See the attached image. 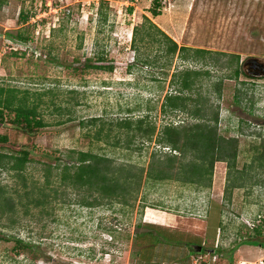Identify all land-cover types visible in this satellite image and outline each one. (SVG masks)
I'll list each match as a JSON object with an SVG mask.
<instances>
[{"label": "rangeland", "instance_id": "rangeland-1", "mask_svg": "<svg viewBox=\"0 0 264 264\" xmlns=\"http://www.w3.org/2000/svg\"><path fill=\"white\" fill-rule=\"evenodd\" d=\"M3 1L0 85L43 93L40 105L48 122L31 139L9 123L0 124V133L32 149L29 183L43 184V166L50 164L52 183L59 185V170L54 167L70 162L73 150L147 165L150 152L159 147L155 142L142 150L139 140L130 149L114 146L113 136L109 142L95 138L100 123L81 121L146 114L158 128L194 121L183 111L162 108L166 94L176 93L174 73L186 68L211 73L193 95L201 93L219 104L220 133L238 138L237 168L252 176L227 199V164L217 162L209 190L172 181L147 184L141 195L154 207L143 210L141 196L134 208L116 202L83 206L72 189H67L69 202L54 203L52 215L30 218L17 204L14 212L0 215V264H138L144 244L137 234L146 229L145 223L162 225L179 240L156 247L153 258L160 264H264V247L240 243L234 248L246 239L264 242V169L254 161L255 148L264 141V75H247L242 68L250 57L264 62V0H160L158 16L149 11L154 0ZM21 13L28 15L25 23ZM145 15L179 45L213 51L206 64L176 56L171 63L160 57L154 65H144L143 58L159 53L148 39L137 40L141 51L132 46L133 29ZM20 30L31 36L27 42L11 38ZM219 52L239 54L242 74L228 78L232 71L222 66L227 58ZM100 55L114 65L113 71L81 68L86 58ZM219 81L220 98L215 85ZM0 184L10 190L18 187V175L0 169ZM150 208L158 216L148 213ZM18 236L35 243V250L18 253Z\"/></svg>", "mask_w": 264, "mask_h": 264}, {"label": "trees", "instance_id": "trees-1", "mask_svg": "<svg viewBox=\"0 0 264 264\" xmlns=\"http://www.w3.org/2000/svg\"><path fill=\"white\" fill-rule=\"evenodd\" d=\"M3 2L0 0V8ZM153 2L154 6L149 11L153 16H158L161 14V1ZM20 20L25 23L28 15L21 13ZM11 38L27 42L31 36L27 31L20 30L17 35H11ZM146 39L156 43L159 49L155 58L145 57L141 60L146 66L154 65L160 57H165L168 63H171L176 56L184 61L192 60L205 65L207 57L213 52L179 45L145 15L142 23L133 29L132 46L141 51L137 40L144 42ZM219 54L227 58L222 66L232 71L227 75L228 78L242 74L239 54L225 52ZM215 60L219 61V58ZM107 61L104 55L89 57L81 68L113 71L114 65L106 64ZM209 75L211 73L208 70L189 68L174 73L171 81L176 93L166 94L162 104L164 112L183 111L194 121L181 124L167 123L160 128L149 114L115 120L92 117L87 121H81L83 125L100 123L94 133L95 138L109 142L113 136L114 146L130 149L135 140H139L142 146H138V149L142 150L146 143L155 142L159 147L150 152L147 165L129 160L118 162L113 157L92 150H73L70 152V162L54 167L59 170L57 172L59 185L52 183L53 167L50 164H44L45 181L38 185L33 181L28 182L27 170L32 160L30 146L12 141L7 134L0 133V169L18 175V187L10 190L6 185L0 184V215L14 212L17 204L23 215L30 218L37 215L39 217L52 215L56 201L62 203L70 201L67 199V189H72L77 195V203L89 207L116 202L134 208L141 196L139 205L143 210L146 206L154 207L145 202L146 196L141 195L147 184L155 186L172 181L190 185L198 191L209 190L213 184L217 162L227 164L224 196L230 199L232 190L244 188L246 180L252 175L237 168L238 138L220 133L219 104L215 105L210 97H204L201 93L193 95L196 87H202L203 77ZM221 84L222 81L215 84L218 98L221 97ZM34 94L38 96L34 97ZM42 94L33 93L30 89L0 85V124L9 123L30 139L38 135L48 125L40 105ZM242 98L239 94L237 98L239 103H242ZM255 151L254 161H258V165L264 169V141L255 148ZM250 168H255V165L251 164ZM59 186L62 189H59ZM36 209L38 213L34 212ZM153 212L151 208L148 210V213L157 215ZM18 224H21L19 219ZM143 226L146 229L137 234V238L141 239L139 242L144 244L139 252L138 264H160L153 258L156 247L159 244L179 243V240L173 231H168L162 225L145 223ZM16 241L18 253L35 250L36 244L31 240L26 241L18 236ZM240 243L264 247V242L246 239L237 243L234 248ZM201 250L204 251L202 246ZM233 251L234 249L230 253L231 258Z\"/></svg>", "mask_w": 264, "mask_h": 264}, {"label": "water", "instance_id": "water-1", "mask_svg": "<svg viewBox=\"0 0 264 264\" xmlns=\"http://www.w3.org/2000/svg\"><path fill=\"white\" fill-rule=\"evenodd\" d=\"M242 68L245 69L247 75L261 76L264 75V62L257 57H250L243 61ZM201 249V246L198 247Z\"/></svg>", "mask_w": 264, "mask_h": 264}]
</instances>
